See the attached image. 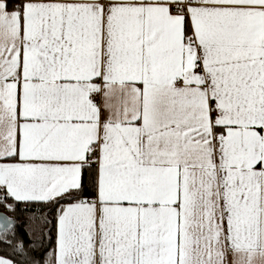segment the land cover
Segmentation results:
<instances>
[{
  "label": "snow or ice",
  "instance_id": "obj_1",
  "mask_svg": "<svg viewBox=\"0 0 264 264\" xmlns=\"http://www.w3.org/2000/svg\"><path fill=\"white\" fill-rule=\"evenodd\" d=\"M0 264H264V0H0Z\"/></svg>",
  "mask_w": 264,
  "mask_h": 264
}]
</instances>
